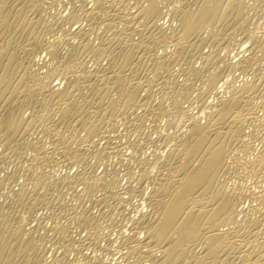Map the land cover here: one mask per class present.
<instances>
[{
    "label": "bare ground",
    "instance_id": "bare-ground-1",
    "mask_svg": "<svg viewBox=\"0 0 264 264\" xmlns=\"http://www.w3.org/2000/svg\"><path fill=\"white\" fill-rule=\"evenodd\" d=\"M56 1L58 2L67 1L68 3L66 2V5L69 4V2L72 3L71 4L72 6H70L71 10L69 11V14L68 13H67L68 15L65 14L67 17L66 19H68V21L66 22L67 24L68 22L69 24L71 23L69 19L72 20V19H78L79 17H83L86 19V21L88 20L87 21L88 25L85 27L84 25L80 26L79 23H77L78 26L72 28L74 23H71L73 25H69L67 27L65 23V26L64 25L62 26L61 19L63 18L64 21L65 16L62 17L64 13L63 14L61 13L62 16L61 15L60 16L62 18L60 20H56V19L47 20L45 18L46 17L45 13H47L46 9H49L48 6L50 4L53 6V3L55 4ZM78 1L79 3H76L77 0H0V167H2L1 166L2 162H4V159H6V157H9V155L13 156L14 159L17 158L18 160L21 159L20 157L22 155V152L24 154L25 151L24 148L28 146V145L26 146V140H24L25 139L24 135L27 134L26 132L31 133L30 129H32L35 124H39L41 122L44 123L43 124L44 130L41 131H44L47 134L46 136H48L47 139L48 141L46 140L47 144L49 143L48 148H50L48 151L52 150L54 153V150H56L59 153L60 156L58 154H55V156L58 155L60 157V159L58 158L59 159L58 162L64 160L65 163H68L69 160L70 162L73 161V163L69 162L70 164L78 163L82 165L83 163L85 164L86 160L88 164L89 159L87 158L90 155L98 156V158H95L97 160L99 159L101 160L99 156L105 157L108 153H110V155L109 154L108 155L111 156V152H106V149L111 150V148H113L114 150L115 147L113 145L115 144L113 143L117 142L116 141L117 139L114 140V142L111 140L113 144V145H110L111 143L109 144L110 146H112L111 148L108 145H107L108 147L105 146L104 148L103 147L99 148L97 147L99 145L91 143L92 146L96 145V148H98L95 149L94 147L95 150H93L92 152L89 151V148L92 149L91 145L87 149V148H83L82 144L90 143L87 142L86 138L90 140L92 137H94V135L95 136L97 135L99 137L98 135L99 133L103 134L105 130L108 129L110 130L112 128L114 129L115 128L114 125L116 124L115 122L119 121L118 119L119 117L117 116L120 115V117L122 116L123 119L127 118V113L130 108L133 109L136 106L135 109H137L140 105L143 104L150 105V101L148 99L150 98L149 96H152L151 95L152 92L150 93L149 91L151 85H153V82H156V85L157 83L159 84V87L157 86L158 90L156 89L157 90L156 92H159L160 94L158 93L157 94L161 96L160 99L158 100L161 101L157 103V106L154 105L155 110L152 107V103L150 107H148L150 108L148 109V112L147 111L143 112L144 110H141L142 108L140 110L138 108V110L142 112H140V114L138 113V115L136 116L137 117L136 122L139 123L142 120L143 116H146L149 119L148 113H151L154 116L155 112H156L155 115H157V113L160 112L162 116L163 114L161 112H164L167 113L166 115L169 116L167 117V120H169L170 117H173L171 118L172 120H169L170 124L171 122L174 121V117L178 118V121L175 120V122L177 121L176 124L174 123V125L176 126L172 125L174 130L176 129L174 127L179 126V124H181L183 121H184L183 123L189 122V125L188 126L186 125L187 127L185 130L184 128H182V131L184 130L183 132L182 131L181 133L177 132L178 134L179 133L180 134L179 135L175 134L177 135L175 138H172V136L175 135H170L171 138L173 139L172 141L173 145L171 144L172 147L169 150H167L168 153L166 157L164 158L162 157L163 159H160L161 162L162 161L164 162L165 159L167 164V166L165 165L166 171L163 172V170L161 171L158 169V171L159 172L161 171L162 173L157 172L158 173L157 177L154 175V173L152 174L155 176V177L153 176L155 179L153 178L154 181L153 180H152L153 182L151 181L153 184H151L150 182V184L152 185V189L148 195L145 194L147 190L146 191H144L145 189L143 190L144 188L143 183H141L142 184L141 189L144 191V192L142 191L144 194L142 196L143 199L141 198L140 199L141 201L143 200L142 203L145 202V204L148 205L147 206L148 208L146 207L145 209L146 211L145 210L143 211V209H141L142 212H140L139 215L138 212L136 214L138 215L136 218H134L135 217L134 215L131 216L129 214L130 212H127V214L126 212H124L126 214L125 218L126 217L129 218V216H127L128 214L133 218L131 219L132 221L128 219V222L129 221L131 222L130 225L131 233L129 232L130 235L128 234L127 236H121L123 233L120 235L121 240L120 239L119 240L126 249L121 257L123 256L125 257L127 264H147V263L149 264H264V138H263L264 131L261 134L260 132L262 130L260 131L256 130L258 124L260 125V123H257L259 122L260 114L256 113L258 116H255L256 115L255 109L258 108V107L255 108L256 106L261 107L260 109L261 112L263 109V115L261 114V117L264 116V81H263L264 79H262L264 77V72L262 70L264 69L260 70L259 68L260 62L264 60V29H262L261 31L260 30L262 28L261 27L259 30H257L260 31L258 35L251 34V32H253L251 30L250 33L248 34H251L252 36L251 35L248 36L247 31L249 32V30L252 29L251 26L252 23L248 24L251 27L245 24L246 19L249 17V15H247L248 17L245 15L247 12L246 9L250 7L251 10H254V8L256 9V7H254L252 3L251 4L253 6H251L250 3L246 4L248 0H246L247 2H244L245 0H92L93 3L90 6L87 5L88 3L87 0H86L87 2L85 0H78ZM164 1L165 3L168 2L172 3L171 6L169 5V7L168 6L167 7L169 8V14L171 15L170 18H173L176 21L175 24L174 22L171 24L174 25L171 27L170 31L169 30L166 31V29L162 27L165 26L164 22L159 23V21L162 20L157 21L159 15L163 13L162 12L163 9L161 8L164 7L165 5L162 4L164 3ZM254 1L250 0V2H254ZM85 2L87 6L85 5ZM260 2L264 3V0L262 1L260 0ZM260 2L258 3V5L261 4ZM130 4H134L132 6L133 8L135 7L133 11L130 9L131 6ZM51 5L50 7H52ZM247 5L250 6L247 7ZM51 9L53 8H50L49 10ZM248 11L251 12L250 9ZM51 14L49 15L50 17L52 16ZM54 15L55 14L53 12V16ZM253 15L255 16L256 14ZM165 18H163L164 21ZM135 19H137L136 21L138 22L140 21L139 22L140 24H138V22L137 23L134 22L136 23L134 25L138 24V27L140 25L139 28L133 26V21ZM247 22H249V20ZM98 23L101 24V26L103 25L102 28H104L105 31L104 32L101 31L102 33H100L98 36L99 37V40H97L98 42L93 43L89 39L90 35L88 36V34H91L92 33L91 31H94L92 30V28L95 27L94 25ZM161 23H163V25ZM263 23L262 25L261 24L260 25L264 26ZM168 24L167 27L169 28ZM55 25H56V29L59 25V29L61 30L59 34L57 33L58 35L56 37L54 31L58 32V29L56 30L54 28ZM96 26L100 27L99 25ZM245 26L246 29L247 27L248 28L250 27L246 32H244L246 33V35L242 32V30L245 29ZM53 29L55 30L53 31ZM49 30L52 31L50 35L54 34V37L50 35H49L50 37L49 36L47 37V35L50 33ZM240 31L241 33H239ZM136 33L137 36L139 34L138 37L134 35ZM237 33H239V36L242 33L243 35L247 36V37L244 36V39L245 38L246 39L243 42H246V44L248 43V46L245 43H243L246 45L244 46L241 42H240L241 46L240 45L239 46L245 47L244 50L246 49V47H248L246 51L249 50L250 52L248 51L249 54L247 53L246 54L247 56L246 55L242 56L243 54L240 52L241 50H239L236 53L238 54L241 53L242 55L240 58H238V60L235 59V62L233 63L234 58L231 61L232 57L231 58L229 57L231 62H228L227 61L228 59L225 61L223 59L225 56L230 55V54L226 55V53L229 51L228 49H230L231 47L229 46V48H227L228 46L225 45L224 44L225 42L223 43V41L229 38H234V36L237 37L236 35ZM133 35L134 37L136 36L137 38H134ZM75 37H79V38H77V41L74 40L73 42L72 38ZM157 42L158 45L160 46L164 44L162 47L164 48L162 50V53H160L159 51L160 48L159 50H157L159 51V53L156 52L154 48V45ZM169 43L170 45L171 44L173 45L172 49H168L166 47V44ZM204 43L206 47L207 45L209 47H212L211 51H207V50L204 51L205 48L203 47ZM222 43L224 44L223 46L227 48L225 50H228L225 53H223L225 50L221 46ZM219 45L222 48V52L220 51V53H223L225 55V56L223 55L224 57L222 56V54H218L219 52L215 53L214 51L215 49H217L216 48L217 46L219 49ZM63 46H66L65 53H62ZM201 46L203 47V51L201 50L202 49ZM207 49L210 50L209 48ZM218 49L216 51H218ZM42 50H44V52H46L45 54L48 55L47 56L48 62H46L47 66H45V63H43L45 66L44 70L43 69L39 70L40 68L38 64L41 61L40 60L41 58L39 59V57L37 56L38 57L37 59H39L40 61H38V64H36L37 62L36 55H40V52ZM196 52L197 53L201 52L199 56L202 57L201 59H203V61L200 59H198L199 61L198 60L197 61L201 63L203 62V65L205 67L206 66L212 67V65L214 64V68L212 70H209L208 74L206 75L207 78L204 76V74H201L204 69L207 70L206 69L207 67L204 68L203 70L201 69L202 71L198 73L199 70L197 67L200 66L199 65L197 66L196 64L193 63L195 62L193 61L195 59L193 58L195 57L193 55ZM228 53H230V51ZM238 54L235 56H238ZM89 56H91L93 58L92 60L95 61L94 67L93 65L89 67L87 65V61L91 62V60H89L90 58ZM192 58H193L192 60L193 62L191 63ZM226 58L227 57H225V59ZM102 59H106L105 63L102 62ZM221 60L224 61L222 63L223 65L219 64L221 63L220 62ZM35 64L38 65L37 68ZM175 64H181L184 67L180 68L181 67L180 65L175 66ZM143 65H145V67H143ZM230 65L232 66L236 65L238 66V69L240 68L239 69L240 72L241 70L242 73L244 72V74L242 75V79L246 74L245 73L246 71L243 70H245L246 68L248 71L251 68L253 69L254 77H252V79L250 77L251 80L249 79V81H244L245 79L242 80V82L244 83H242L240 81L241 79L238 78V80L242 84L235 86V84H232V82H234V80L236 79H233V81L231 80L232 77L235 76L231 75L232 77L228 79V76H230L229 73L233 74L234 72V74L238 75L235 78L240 77V73L238 72L235 73L236 68L234 71L232 69L233 67ZM216 66H219L220 69L227 67L224 70L232 69L231 71L233 72L230 71L229 73L227 72V74L229 75L225 77L226 78L225 83H227V86H229L228 89H226L228 91V94L225 92L227 95L226 94L224 95L223 92L222 95L220 94L221 92L220 93L217 92L218 97H216V101H213V99L210 98L213 101V103L211 102L212 104H208L207 103L208 100L206 99L207 101L206 105L208 106V108L209 107L211 108L209 110L207 106L205 105L203 106L204 103H202L205 102V98L207 97L206 93H208V98L210 96L208 92L210 90H208L209 89L208 87L211 86L213 88L214 86H216L215 83L217 80H219L217 79L218 75L220 76L222 74L224 77L225 76L224 74H226V73H221L223 71H220L219 67L216 68ZM229 66L232 68H230ZM175 67H178L177 68L178 71L184 75V80H182L181 77L180 78L178 77L180 81L177 80L176 73L179 74V72L177 71V69L175 70ZM248 67H250V69H248ZM145 68L148 69V71L151 68L150 69L151 71L148 73L143 72V75H141L140 73L142 71L141 69L146 70ZM251 72L249 73L247 72V73L250 74ZM199 74L203 75L202 76L204 77V79L202 78L203 81L207 79L205 85H207L208 87H206L207 89L204 87L201 88V89L203 88L206 89L203 90L204 92L207 91L206 93L202 92V90L201 91L199 90L200 93L194 90V93L196 91L197 92L196 94H198L196 96V94H193L190 88L192 86L191 83H193L191 82V80L194 81L196 78L195 79L194 78L191 79V78L195 76L198 77ZM250 75L253 76L252 74ZM57 79L60 80L57 81ZM61 80L63 81L62 85H60V82H62ZM221 80L223 79H220V81ZM227 80H230L229 82H231V85L228 84ZM198 81L201 82V80ZM195 83L197 84V81ZM220 87L219 89H222ZM142 89H144L145 92H143ZM140 91L144 93L143 96H141ZM190 91L192 92L193 95L199 98V100H203L204 98V101L201 102L197 101L198 104L200 103L202 104H201V108L198 107L200 108L199 109L200 113L198 112L196 114L197 116L198 114H201L202 106L203 109L206 107L207 108V109L205 108L206 111L202 110V113L204 112L203 116L206 114V117L204 116V119L206 118L205 120L204 119L199 120L202 117V114L201 117L199 115L200 117L199 119H196L197 117L193 114L189 115L190 118L187 117L188 113H186L185 111L186 110L185 108L187 107H184L183 103L185 104V101L189 103L190 101L189 104L190 107H192V103H191L192 99L190 100L189 98L191 95ZM203 93L205 97H202ZM157 94L154 96H157ZM193 95H191V97ZM255 97L256 98L258 97L257 99L258 101L256 100L258 104L257 103L255 104L254 102ZM154 98L156 99V97H153V99ZM168 98H171L170 99L171 102L169 104H166L167 102L165 101L166 100L168 101L169 100ZM213 98L215 99L214 96ZM194 102L196 101L194 100ZM29 104H32L34 106L35 108L34 113L32 112L33 113L32 116L30 114L28 118H25L23 116L25 114L22 112L25 111V109L22 110V108L24 107V105H29ZM29 108H32L31 111L33 110V107H29ZM143 109L146 110V106ZM126 110L127 113H125ZM207 110H209V112H207ZM135 111L134 113H136ZM192 112H193L192 110L191 112L189 110V113ZM55 114L56 117L53 116ZM156 117L157 116H155V118L153 119H156ZM186 117L189 119V121ZM185 118L187 119L186 122H185ZM130 119L132 120L131 117ZM263 119L262 122H264ZM202 120L204 122H201ZM72 121H74V123H72ZM179 121H181V123ZM113 122L114 125L112 127L110 125ZM121 122H126V119ZM246 122L251 123L253 125L257 124L256 128L251 127L253 130L251 128L249 129L252 130V134L254 135V137L252 136L251 133L250 134L254 139H256L257 131L258 134H261L260 136H262L263 138L260 140L261 141L260 147L257 150L254 149L255 148L254 144L252 145L251 143L250 134L248 136H245L246 134H244L251 131L242 130L243 129L242 127H244L243 124L245 123L246 125L247 124ZM130 123L132 124L131 126H133V123L131 121ZM137 123H135V126H137L136 125ZM168 123L166 122L164 123L165 125H163V127L166 126V128L164 127L166 130L171 126V125L169 126ZM39 125L38 127H40ZM141 125L143 126V124ZM79 126L82 128V131L84 130L83 131L84 132L83 134H85L84 137H78L77 130H79L80 132L81 129L79 128ZM138 126H140V124H138ZM155 126H159V125H155ZM181 126L179 127L181 128ZM122 127L123 129H125L124 126ZM130 127L126 128V130L128 129V135L130 132L129 130ZM163 127L161 128L163 129ZM258 127L261 129L260 126ZM155 128L157 132L158 129H160V128L157 129V127ZM123 129L122 131L124 132ZM138 129L136 134H139ZM254 129L256 130V132L254 131ZM178 130L176 129V131ZM39 131L40 130H38V132ZM176 131L173 132L176 133ZM160 132L161 131L159 130V133ZM163 132H167V131L164 130L161 132V134L159 133H158L159 135L156 134L157 137L154 136L156 138H158L159 136V140H161V143H165L162 142V140L165 141L168 134H173L172 132L170 133L169 130H168L169 133L167 132V134ZM125 133H127V131H125ZM144 133L146 132H141V134ZM79 134L82 135V133ZM108 134L105 135L112 136ZM132 134L135 133L133 132ZM136 134L135 136L137 137ZM35 135L33 133L34 136L33 139L35 140L31 138L33 140L32 142L29 143L27 141V143L30 144V147L28 146L29 147L28 151L31 149L30 155L27 156L28 153L27 155L24 154L26 159L20 162V164L21 163L24 164L23 163L24 161L26 162L23 165L24 171L22 172L25 177V180H23L24 181L23 183L20 182L21 185L17 191L14 188V197L12 196L13 197L12 199H14L13 204H15L16 206L18 205L22 206V209H24L27 212V214L28 213L31 214V216H32L33 208L39 205V203H40L39 206H42L41 203L47 204L44 205L43 207L50 210V208H53V206H50L49 208L48 204L50 203H46V202L54 201L55 204L54 203L53 204L55 206L54 208L55 210L54 211L52 210L53 214L50 212V215L52 214L51 217L52 216L57 217L59 216L60 213L66 212V210L70 208L68 209L69 211L66 212L68 214V215L66 214L67 216L63 213L66 216V218L67 217L68 219L74 218L72 219L73 222H75L74 221L75 218H78L81 220L82 223L84 222V225L86 224L88 228V232H87L89 237V239H87L88 243L90 239L92 242L96 241L98 236L101 235L99 232L102 231L103 234V230L100 231L99 229L100 226L98 225L97 222L98 219L96 221L95 218L90 214V209L82 205V203L84 202L83 200H85V198L87 197V200L89 201L88 198L94 197L92 196L93 191L94 190L97 191L98 189H101L102 195L99 198L100 203H98V205H101L102 203L103 204L102 207L106 206V209L110 210V213L112 215L113 213H115V211L120 209L121 211H127L122 209V208H127L126 206L123 207V205L125 202L128 203L129 200L127 198L128 196H126L128 200H125L126 198H123V195H126L124 194V189H126L127 187L122 190L123 192L121 191L123 193V195L121 196L119 195L120 192H117V187H116L118 186L117 179L119 180V177L116 178L115 173L116 171L120 172V170H115V172H113L114 171L113 169V171L110 170L111 172L110 171L108 172L105 171L104 169L102 172L96 174L93 172L94 168L93 167L91 168L92 163L89 161V163H91L89 167L86 164L87 166L83 165V168L80 170L78 169L79 172L77 171L78 173L76 177H78L80 183H82V189L79 190L77 189L79 184L78 183L76 187L77 190L71 194L72 199L75 202L73 203L71 202L72 204L70 203L69 206H68L69 203H67V205H64L61 203L63 201H61L62 196L60 195L63 194L62 191L64 190V188L66 189L67 187H70L71 184L75 183L72 181L73 175H71L70 177L69 175L70 172H69L67 173V175L64 174L65 177H63L64 176L63 174L62 177L61 175L58 177L57 175L53 176L55 175L54 172L52 171L53 173L52 174L50 172L51 170L48 169L47 167L49 166L50 168L51 166L53 167V169H57L59 167L58 165H60L61 162H59L60 164L59 163L57 164V161L52 159L51 155L53 153L50 155V152L48 154L47 150L43 148L45 146L44 141L47 137L45 138L43 136L44 144H40L42 143L41 139L43 140V137L41 138V136L38 135L41 138L39 143V139L38 138L36 139ZM117 135H120V132L119 134L118 133L116 134V137ZM146 135L147 133L144 134V137L147 138L148 135L147 136ZM102 136L104 137V135ZM107 136L106 138L108 139ZM124 136L125 139L128 138L130 141V138L127 137L126 134ZM124 136L122 137L124 138ZM135 136H133V138ZM125 139H121V141ZM259 139L257 142H260ZM85 140L86 142H84ZM98 140L100 141V139L97 138V141ZM135 140H137V138ZM135 140H133L134 142L133 141L130 142L131 144L127 141L130 144V147H132L131 149L133 151L136 150L137 147L140 145L139 142L140 143L143 142L142 140H140L139 142ZM123 142L124 141H122V143ZM147 142L148 141H146V144ZM168 142L170 143L171 140H168ZM106 143L104 142L103 146ZM156 143L157 140L155 141L154 144ZM158 144L156 145L158 146ZM123 145L126 146L125 143H123L122 146ZM142 145L144 144L142 143ZM167 145H163V146L166 147ZM85 146L88 147L87 145ZM125 146L123 148L126 149L127 146L126 147ZM170 146L168 145L167 147ZM119 147H117L118 150ZM257 147L258 146H256V148ZM123 148L121 147L120 149L122 150ZM153 148L152 151L155 150V148L154 149ZM166 148L164 149L166 150ZM230 148H232L233 150L237 148V150H239V153L236 154V156H234V154L236 153L234 151L237 150L234 151L232 150L234 152V154H232L234 157L231 156L232 160L230 158L228 159L230 163L231 162L232 164L238 163L239 164L238 166H241L242 171L245 174H248L250 178H252L251 180L253 181V183H250L247 188L246 186L244 188H242V186H239L241 185V182L239 183V185L237 183L228 185L227 184L228 182H226V178L229 180L228 177H230V175L233 176L234 173L233 175L231 173L235 172V171L231 172L230 169L228 170L229 161L226 160L227 158L226 156L229 155L228 153L230 152L229 151ZM125 149H123V151L119 150L118 151L119 154L120 151L124 152L127 150ZM158 149L156 148V150ZM138 150L140 151V153L138 152L139 156L137 155L136 157L135 156L136 154L135 155L133 154V156L127 157L128 159H130L129 162L131 161L132 157L134 156L136 157L135 163L137 162V165L139 166L138 167L136 165L139 168L137 169L139 170L138 173H136L135 169L134 172L129 167V169L127 168L128 170H125L128 176L124 174L125 172H123V174L126 175V178H129L128 180L131 179L136 180L134 182L144 180L145 177H146L145 181H148L147 177L148 179L150 176L152 177L151 173L154 172L153 171L154 169L151 171L149 164L151 163L152 165V162L160 158L159 156L160 153L158 154V152H160L161 150L157 152L153 151V153H156V156L158 154V158L150 152L152 154V157L153 156L156 157L153 159H151L152 157L150 153L148 154V156L151 158L148 159L147 156H146L147 158L144 157V155H146L144 154L146 152L143 153L145 149L143 150L142 148L143 150L142 151L141 148L140 149L138 148ZM165 150L162 151L165 152ZM115 151L117 150H114V153H116ZM119 154L118 156H123ZM128 154L129 153L127 152L126 155ZM121 158L122 157H120V159ZM103 159L102 161H104ZM123 159H125V156H123ZM146 159L149 162L150 161L152 162L148 163ZM97 160H95V162H97ZM106 162H107V158H106ZM161 162L157 164L162 165L163 162L162 163ZM106 164L103 163L102 165H106ZM124 164H126V161ZM131 164H133V162ZM131 164H129V166ZM55 165H57L58 167H56ZM62 165L64 166V164ZM131 166L133 167L134 165ZM23 168L21 167L22 170ZM233 168L234 167L232 166V169ZM237 169H239V167H237ZM238 171L243 173L240 170ZM9 173L10 175L12 174L14 176V173L12 172ZM226 173H229L230 175L228 176V174ZM237 174L238 173H236V175ZM7 177H8V183L12 184V182H9L11 180L10 176L7 175ZM245 177H247V175H245ZM74 178H75V174H74ZM238 181H240V179ZM134 182H133V187L135 185ZM4 184L6 186L5 182ZM60 185L64 186L63 190L61 191L62 194L61 193L59 194L60 191L59 192H57L56 190L54 191L55 187L58 188ZM74 185L75 184H73V186H71L70 189H72ZM62 187L59 188L61 189ZM137 188L135 187V189ZM11 190L13 191V187L11 188ZM67 191L69 192V189ZM67 191L65 190L66 193H68ZM136 191L138 192V190ZM65 192L64 194H66ZM139 192L138 194H140ZM96 196L95 198H97L98 200V197ZM243 197H246V199L248 198V200L250 199V201H252V204H250L251 206H247V208L245 206L244 207L241 206L242 203L241 201L244 199ZM95 198L91 200H95ZM89 203L93 204V201ZM94 203L96 204L97 201L96 202L94 201ZM3 204L0 203V264H34L38 262V260H43L41 253H42V247L45 246V244L42 246V236H36L32 232L35 229L37 230L36 226H38V224L36 223L34 227L35 229L32 230L31 228L28 227L29 224L26 223L27 220L29 219L28 218L29 214L28 216L24 214L26 215L25 218L26 217L28 218V219L26 218L25 220V218L23 219V216L20 217V214L18 215V212L20 211L17 212L15 210V208L17 207L13 205L14 207L9 206L8 208L10 209L4 210L2 207ZM7 204L11 205L12 203L10 202ZM5 207L6 206H4V208ZM106 209L103 210V208H101L100 210L103 213L104 211L106 212L108 211ZM24 210L23 212L25 213ZM91 213H93L92 209H91ZM104 214L106 213L104 212ZM110 216H108L107 219L109 218L111 219ZM111 223H113V219ZM67 224L68 223L65 224L63 221L60 222L57 219L53 224V228H54L53 231H55V235L50 236L51 234L50 233L49 237H53L55 241L57 239L59 240L63 239L62 241H65V246L72 245L71 244L72 242L70 243L71 238L69 237L71 233H69V228ZM103 228L105 229V227ZM71 229L70 231H72ZM73 232L74 231H72V233ZM38 234H40V232H38ZM72 238L74 240V237ZM115 238L117 239V236ZM87 240L85 239V243L87 242ZM86 244L84 245L86 246ZM114 244H116L117 246V243ZM119 244L120 242L118 243V245ZM61 245L62 243L60 244V246ZM78 245L79 244H77L76 246ZM89 246L90 244L88 245V247ZM120 246L116 247V249L120 248ZM71 247H73V245ZM63 248L64 247H62L61 249L64 250ZM91 248H92V244H91ZM64 251L63 252L61 251V255L60 253L59 255L63 256L64 254L62 255V253H64ZM78 251L79 250H77V252ZM59 255L56 256L59 257ZM63 258L64 257H62V259ZM54 259L57 260V258ZM53 261L54 260H52V262L50 261L51 262L50 264H53ZM40 262L42 263V261ZM89 262L87 261V263ZM116 262L115 264H118Z\"/></svg>",
    "mask_w": 264,
    "mask_h": 264
},
{
    "label": "rangeland",
    "instance_id": "rangeland-1",
    "mask_svg": "<svg viewBox=\"0 0 264 264\" xmlns=\"http://www.w3.org/2000/svg\"><path fill=\"white\" fill-rule=\"evenodd\" d=\"M85 1H86V0H85ZM87 1H88L87 5H89V6L92 5V3H93L92 0H87ZM87 1H86V2H87ZM252 1H254V0H252ZM257 1H258V0H255L254 2H250V0H248V2H247L246 0L244 1V2H247L246 4L250 3L251 6L254 5V7H256V9L253 7L254 10H251L250 7H249L248 9L245 8V9L247 10V12L249 13V14H248V13L246 12V14H245L246 16L249 15V17L247 16L248 18L246 19V23H245V24H246L247 26H250V25H248V24H251V23H252V24H251L252 29H250L249 32H248L247 30H248L251 26H250L249 28L247 27V29H246V26H245V29L242 30V32L244 33V32L247 31V35H248V36H250L251 34H254V35L256 34V35H258V34L260 33V31H257V30H259L261 27H262V28L260 29L261 31H262V29H264V26H261L262 23L264 22V21H263V20H264V19H263V18H264V8H263V7H264V3L262 2V3H263V4H262V3L260 2V0H259L258 3L260 2L261 4L258 5ZM261 1H262V0H261ZM64 2H65V3H64ZM66 2H67V1H59V2L56 1L55 4L53 3V6L50 4L52 7H50V5H49V6H48L49 9H50V8H53V9H51V10L46 9V12H47V13H45V16H46L45 18H46L47 20H51V19H53V20H54V19H56V20H60L62 17L65 16V17H64V21H63V18L61 19V24H62V26H63V25L65 26V23L68 21V19H66V18H67L66 15L69 14V11L71 10L70 6H72V5H71V4H72L71 2H69V4H67V5H66ZM86 2H85V5H86ZM255 2L257 3V5H256ZM67 3H68V2H67ZM76 3H79V1L77 0ZM169 3H170V2L165 3V1H164V3H162L163 5L165 4L164 7L161 8V9H163L164 11L162 10L163 13H161V14L159 15V18L157 19V21L162 20V21H159V23H160V22H164V23H165L164 25H165L166 27H165V26H162V27L165 28L166 31H168V30L170 31V30H171V27H172V26L175 24V22H176L173 18H170L171 15L169 14V8H168V7H169V5L171 6L172 3H170V4H169ZM251 3H252L253 5H252ZM57 4H58V5H57ZM167 4H168V5H167ZM65 5H66L67 7H66ZM68 5H69V7H68ZM87 5H86V6H87ZM130 5H131V6H130V9L133 11V10L135 9V7H134V8L132 7L134 4H130ZM163 5H162V6H163ZM250 5H247V7L250 6ZM255 5H256V6H255ZM63 6H64V7H63ZM167 6H168V7H167ZM262 6H263V7H262ZM56 7H57V8H56ZM131 7H132V8H131ZM261 8H262V9H261ZM249 9H250L251 12L248 11ZM257 9H258V10H257ZM259 9H260V10H259ZM62 10H63V11H62ZM246 10H245V11H246ZM167 11H168V12H167ZM262 11H263V12H262ZM53 12H54V14L57 15V16H60V15L62 16V14H63V13H64V14H63L62 17H61V16H60V17H57V16H55V15L53 16ZM259 12H260V13H259ZM51 13H52V14H51ZM61 13H62V14H61ZM67 13H68V14H67ZM165 13H167V14H165ZM250 13H251L252 15H251ZM50 14L52 15L51 17L49 16ZM65 14H66V15H65ZM163 14H164V16H163ZM253 14H256V15H255L256 17H255ZM262 14H263V15H262ZM161 15H162V16H161ZM166 15H167V16H166ZM48 16H49L50 18H49ZM252 16H253L254 18H253ZM259 16H260V17H259ZM47 17H48V18H47ZM165 17H166V18H165ZM167 17H168L170 20H169ZM160 18H161V19H160ZM163 18H165V21H164ZM251 18H252V20H251ZM65 19H66V20H65ZM78 19H80V20H78ZM78 19H72V20L69 19V21H70L71 23H74V25L71 24V23L69 24V22H68V24L66 23V27L69 26V25H73V27H72V26H71V27L74 28L75 26H78L77 23H79L80 26H81V25H84L85 27L88 25V24H87V21H88V20L86 21L85 18H83V17H79ZM81 19H82V20H81ZM166 19H167V20H166ZM171 19H172V21H171ZM253 19H254L255 21H254ZM262 19H263V20H262ZM47 20H46V21H47ZM136 20H137V19H135V20L133 21V26L138 27V24H140V23H139L140 21L138 22V21H136ZM248 20H249V22H247ZM62 21H63V22H62ZM257 21H258V22H257ZM81 22H82V23H81ZM134 22H136V23L138 22V24H137V25H134V24H136V23H134ZM168 22H169V24H168ZM173 22H174V24L171 25ZM43 23H45V22H43ZM46 23H47V22H46ZM157 23H158V22H157ZM253 23H254V24H253ZM161 24L163 25V23H161ZM161 24H159V25H161ZM167 24L169 25V28L167 27ZM255 24H256V25H255ZM260 24H261V25H260ZM96 25H99L100 27H97ZM96 25H94L95 27L92 28V30H94V31H91V32H92L91 34H92L93 37L91 36V34H88V36L90 35L89 39H90L93 43H97V42H98L97 40H99V37H98L99 34L105 31L104 28H102L103 25L101 26V24H99V23L96 24ZM263 25H264V23H263ZM253 26H254V27H253ZM255 26H257L258 28L255 27ZM139 27H140V25H139ZM139 27H138V28H139ZM54 28L56 29V25H55ZM97 28H98V29H97ZM101 28H102L103 30H102ZM134 28H135V27H134ZM167 28H168V29H167ZM55 29H53V31H54ZM57 29H58V32H57V31H54V32H55V37L61 32V30L59 29V25H58ZM57 29H56V30H57ZM99 29H100V30H99ZM95 30H96V31H95ZM97 30H98V31H97ZM227 30H229V29H227ZM251 30H252L254 33L251 32V34H248V33H250ZM254 30H255V31H254ZM49 31H50V30H49ZM49 31H48V32H49ZM99 31H100V32H99ZM101 31H102V32H101ZM51 32H52V31H50V33L47 35V37L51 34ZM106 32H107V31H106ZM108 32H109V31H108ZM257 32H258V33H257ZM57 33H58V34H57ZM89 33H90V32H89ZM95 33H96V34H95ZM239 33H241V31H240ZM239 33L236 34L238 38H237L236 36H234V38L236 37L237 39H239V40H237V39L235 38L236 41L239 42V43H237V42L235 41L234 38H229L230 40H229V39H226L225 41H223V43L225 42L224 44L228 46L227 48H229V46L231 47L230 49H228V50L230 51V53H228V52H229L228 50H225V49H227V48H226L225 46H223L224 44H223V43L221 44V46H222V47L224 48V50H225L223 53H225V52L228 51V52L226 53V55H227V54H230V55L225 56L223 53H220V51L222 52V48H221L220 45H219V49H218V46L216 47V48L218 49V51H216L217 49L214 48V49H215V50H214L215 53H218V52H219L218 54H222V56L224 55L225 57H227V58L225 59V57L223 56V57H224V59L222 58L223 60L226 61V60L228 59L227 61H228V62H231L232 59L234 58V59H233V63H234V62H235V59L238 60V58H240L242 54H243L242 56H244V55H246V54L248 53L249 50L246 51V49H248V47H246L245 50H244L245 47H243V46L240 47V46H241V45H240L241 43H242V44H243V43L246 44V42H243V41L246 39V38L244 39V36L246 35V33H244L245 35H243V33H242V34H240V36H239ZM108 34H109V33H108ZM134 35L137 36V33L134 34ZM134 35H133V37H134ZM242 35H243V37H242ZM50 36H53V37H54V34H53V35H50ZM50 36H49V37H50ZM136 36H135L134 38H137V37L139 36V34H138L137 37H136ZM251 36H252V35H251ZM94 37H95V38H94ZM239 37H241V38H239ZM245 37H247V36H245ZM51 38H52V37H51ZM51 38H49V39H51ZM77 38H79V37L72 38V41H73V42H74V40L77 41ZM91 38H92V39H91ZM240 39H241V40H240ZM242 39H243V40H242ZM94 40H95V42H94ZM231 40H232V41H231ZM76 41H75V42H76ZM229 41H230V42H229ZM233 41H234V42H233ZM240 42H241V43H240ZM233 43H234V45H233ZM236 43H237V44H236ZM156 44H157V45H156ZM245 44H243V45H244V46H246V45L248 46V43H247L246 45H245ZM163 45H164V44H163ZM163 45L160 46V45H158V42L155 43L154 48H155L156 52L159 53V51H160V53H162V50L164 49V48H162ZM167 45H168V46H167ZM169 45H170V43H169V44H166V47H167L168 49H172V48H173V45H172V44H171L172 46H171V45L169 46ZM236 45H237V46H236ZM239 45H240V46H239ZM155 46H156V47H155ZM157 46H158V49H157ZM238 46H239V48H238ZM201 47H202V46H201ZM203 47H205V48H204V51H206V50H207V51H211V48H212V47H209L208 45H207V47H206V46H205V43L203 44ZM203 47H202V49H201L202 51H203ZM159 48H160V50H159ZM161 48H162V49H161ZM207 48H209L210 50H208ZM220 48H221V49H220ZM232 48H233V49H232ZM64 49H65V50H64ZM157 50H159V51H157ZM232 50H233V51H232ZM239 50H241L240 52H241L242 54H241L240 52H239L240 54L236 53V52H238ZM242 50H243V51H242ZM42 51H43V53H42ZM42 51L40 52V55L42 54L41 57H40V55H36V59H37L38 57H39V59L41 58V59H40L41 61H40L39 59L36 60V61H37L36 64H38V61H40L39 64H38V65H39V68H40V69L38 68L39 70H42V69L44 70V69H45V66H47L46 62H48V57H47L48 55L45 54L46 52H44V50H42ZM65 51H66V46H63L62 53H65ZM231 51H232V52H231ZM197 52H198V51H197ZM197 52L193 55V56H195V57H193V58H195V59L193 60V58H192V59H191V63H192L193 61H195V62H193L194 64H196L197 66L199 65L200 67H202V68L197 67L198 70H199L198 73H200L204 68L207 67V68H206L207 70L204 69L203 72L201 73V74H204V76L207 78L206 75L208 74L209 70H212V69L214 68V64L212 65V67H208V66L205 67V66L203 65V62H202V63H201V62H198V61H199L198 59H200V60H202V61H203V59H201L202 57L199 56V55L201 54V52H200V53H197ZM249 52H250V51H249ZM192 54H193V53H192ZM237 54H238V56H235V55H237ZM248 54H249V53H248ZM197 55H198V58H197ZM239 55H240V56H239ZM37 56H38V57H37ZM218 56H219V55H218ZM246 56H247V55H246ZM89 57L91 58V59L89 58V60H91V62H88V61H87V65H88V67H89V66H92V65H93V67H94V66H95V63H94V62H95V61L92 60L93 58H92L91 56H89ZM229 57H230V58L232 57V58H231V61H230V58H229ZM196 58H197V59H196ZM42 59H44L45 61L42 60ZM87 60H88V59H87ZM103 60H104V61H103ZM192 60H193V61H192ZM197 60H198V61H197ZM223 60L220 61V62H221V63H219L220 65L224 62ZM43 61H44V62H43ZM105 61H106V59H102V62L105 63ZM196 62H197V63H196ZM218 62H219V61H218ZM218 62H217V63H218ZM43 63H45V66H44ZM91 63H93V64H91ZM217 63H216V64H217ZM226 63H227V62H226ZM261 63H262V64H261ZM36 64H35V66H36V68H37L38 65H36ZM181 64H182V63H181ZM181 64H175V66H176V65H178V66L180 65V66H181L180 68L184 67V66L181 65ZM263 64H264V60H262V61L260 62V64H259V66H260V67H259L260 70L264 69V68H263V67H264ZM145 65H146V64H145ZM145 65H143V67H145ZM196 65H195V66H196ZM201 65H203L204 67L201 66ZM220 65H219V66H220ZM222 65H223V64H222ZM147 66H148V64H147ZM147 66H146V67H147ZM219 66H216V68L219 67ZM230 66H232V65H230ZM230 66H229V67H230ZM261 66H262V67H261ZM143 67H142V68H143ZM222 67H223V66H222ZM232 67H233V68H232ZM232 67H230V68H232L234 71H235V68H236L235 73H236V72L240 73V77L235 78V77L238 76V75L234 74V72L231 71L232 69H230V70H228V69H227V70H224V69L227 68V67H224V68H221V69H223V70H221L220 67H219L220 71H223V72H221V73H226V74H224L225 76L223 77V75L220 73V74L222 75V76H221V75H220V76L223 77V78H221V77L218 75L217 79H219V80L216 81V83H215L216 86H214L213 88H212L211 86L208 87L207 85H205V83L207 82V79H205V81H203L204 77H202L203 75H201V74H199L200 77H199V75H198V77L201 78V79H199L197 76L191 78V79H193V78L195 79V78H196V79H198V80H201V82L198 81V80H196V79H195L194 81L190 79L191 82L194 83V84L191 83L192 86L190 87V88H191V91L193 92V94H196V93H197L196 91H198V92L200 93L201 90H202V92H204L203 90H206V89H207L206 87H208V88H209L208 90H210V91H208V92H209V95H210L209 98H208V93H206L207 91L204 92V93H206V96H207V97L205 98V102H202V103H204L203 106H204V105L207 106V105H206L207 103H208V104H212L213 101H216V97H218L217 92H218V93L221 92L220 94H222V93L224 92V95H225L226 93L228 94V91H227L226 89H228L229 86H227V83H225V82H226V78H225V77H227L229 74H230V76H228V79H229L230 77H232V76H235V77H232V79H231L232 81H233V79H236V80H234V82H232V84H235V86L244 83V82H242V80H244V79H245L244 81H249L250 77H251V79H252V77H254L253 69H252V68L250 69V67H248V69H250L249 71L247 70V68H246L245 70H243V71H246V72H245L246 74L244 75V78H243V79H242V75L244 74V72L242 73V70H241V72H240V70H239L240 68L238 69V66H236V65H235V66L233 65ZM90 68H92V67H90ZM177 68H178V67H175V70H176ZM208 68H210V69H208ZM145 69H146V68H145ZM150 69H151V68H150ZM150 69H149V71H148V69H146V70L141 69V70H142V71L140 70V71H141V72H140L141 75H143V72H145V73L150 72V71H151ZM201 69H202V70H201ZM237 69H238V71H237ZM146 71H147V72H146ZM177 71H178V69H177ZM206 71H207V73H206ZM229 71H230V72H233L234 75H233L232 73H229ZM251 71H252V72H251ZM262 71L264 72V70H262ZM178 72H179V71H178ZM204 72H205V73H204ZM227 72H228L229 74H227ZM247 72H248V73L251 72L250 74H252L253 76H251V75L248 74ZM179 74H180V75H179ZM179 74L176 73V75H177V76H176L177 80L180 81V79H178V77H179V78L181 77V79L184 80V75H183L181 72H179ZM178 75H179V76H178ZM181 75H182V76H181ZM231 75H232V76H231ZM247 75H249V76H247ZM190 76H191V75H190ZM190 76H189V77H190ZM246 76H247V77H246ZM202 78H203V79H202ZM238 78L241 79L240 81H241L242 83H240V81L238 80ZM220 79H223V80L220 81ZM224 79H225V80H224ZM251 79H250V80H251ZM262 79H264V77H263ZM59 80H60V79H57V81H59ZM182 80H181V81H182ZM237 80H238L239 83L237 82ZM61 81H62V80H61ZM196 81H197V84L195 83ZM218 81H219V83H218ZM227 81H228V84L231 85V82H229L230 80H227ZM263 81H264V80H263ZM55 82H56V79H55ZM199 82H200V83H199ZM220 82H222L223 84L220 83ZM202 83H203L204 85H203ZM217 83H218V84H217ZM236 83H237V84H236ZM62 84H63V81L60 82V85H62ZM195 84H196V85H195ZM194 85H195V86H194ZM217 85H218V86H217ZM157 86L159 87V84L157 83V85H156V82H153V85H151L152 91H151V88H150V91H149L150 93L152 92V93H151L152 96H149L150 98H149L148 100L150 101V105H151V103H152V107H153L154 110H155L154 107L157 106V103H159V102L161 101V100H160V101L158 100V99H160L161 96L158 95V94H160L159 92H156V91L158 90V87H157ZM193 86H194L195 88H194ZM220 86H221V87H220ZM202 87H204V88H206V89H204V88L201 89ZM215 87H218V88H215ZM219 87L222 88L223 90L225 89L226 91H225V90L223 91L222 89H219ZM226 87H227V88H226ZM211 88H212V89H211ZM214 88H215V89H214ZM156 89H157V90H156ZM194 90H196L195 93H194ZM199 90H200V91H199ZM219 90H222V91H219ZM142 91L145 92L144 89H142ZM191 91H190V92H191ZM213 91H214V92H213ZM153 92H154V94H153ZM155 92H156V93H155ZM192 92H191V95H193ZM225 92H226V93H225ZM140 93H141V96H143L144 93H142L141 91H140ZM157 93H158V94H157ZM204 93H203V95H204ZM156 94H157V96H154V95H156ZM213 94H214V95H213ZM215 94H216V95H215ZM220 94H219V95H220ZM227 94H226V95H227ZM191 95H190L189 98H190V100L192 99V100H191L192 107H190V104H189L190 101L188 100L189 98L187 99V100L189 101V103H188L187 101H185V104L183 103L184 107H187V108H188V111H187V108H185V109H186V110H185L186 113H188V116H187V115H186V116L190 118L189 115H190V114H191V115L193 114V115H195V116L197 117L196 119H199V118L201 117V114H202V117H201L199 120L204 119V116L206 117V114L203 116V113H204V112L202 113V110H203V111H204V110L206 111V109L208 108V106H207V108L205 107L206 109H205V108L203 109V106H202L201 114H198V116H197V114H196V113H198V112L200 113L199 109L201 108V104H202V103L198 104V102H199V101H200V102H201V101H204V98H203V100H199V98L196 97L198 94H196V96H195V95L192 96V97L195 98V99H194V98L191 97ZM203 95H202V97H205V95H204V96H203ZM222 95H223V94H222ZM158 96H159V97H158ZM213 96L215 97V99L213 98ZM220 96H221V95H220ZM153 97H156L157 100H156L155 98L153 99ZM157 97H158V98H157ZM164 98H165V97H164ZM196 98H197V100H196ZM210 98H212L213 101H212V99H210ZM152 99H153L154 101H153ZM168 99H169L168 101H167L166 99H164V100H166L165 102H167L166 104H169V103L171 102V100H170L171 98H168ZM193 99H194L196 102H197V101H198V102H197V103L194 102ZM206 99L208 100V102L206 101ZM209 99H210V100H209ZM257 99H258V97H257V98L255 97V99H254L255 104H256V103L258 104V102H256ZM156 101H157V102H156ZM209 101H210V102H209ZM257 101H258V100H257ZM206 102H207V103H206ZM211 102H212V103H211ZM259 102H260V100H259ZM196 104H197L198 106H197ZM148 105H149V104H146V105L143 104V105H140L141 107H140L139 105H138L139 107H138V106H137V107L139 108V110L142 108L141 110H144L143 112H145V111L148 112V109H150V108H148V107H150V105H149V106H148ZM154 105H155V106H154ZM187 105H188L189 107H188ZM199 105H200V106H199ZM27 106H28V108H27ZM145 106H146V110L143 109ZM196 106H197V107H196ZM255 106H256V105H255ZM25 107H26V108H25ZM29 107H33V110L31 111L32 108H29ZM198 107H200V108H198ZM257 107L259 108L260 106H256L255 108H257ZM135 108H136V106H135L133 109H131V108L129 109V111H128L129 115H128V113H127V110H128V109L126 110V112H125V113H127V118H125V119H126V122H121V121H124L125 119H123L122 116L120 117V115H118L117 117H119V118H118L119 121H116V122L114 121L116 124L114 125V122H113V123H111V125H110V126H112V127H113V125H114V126H115L114 129L112 128V129L109 130L108 128H111V127H108V128H107L108 130H105V132H104L103 134H101V133L98 134L99 137H98L97 135H96V136L94 135L95 138L92 137L93 139H92V138L90 139L92 142H91L89 139L86 138L87 142H90V143H86V144L83 143V144H82V145H83V148H87V149H88L89 146L91 145L92 149L89 148V151H91V152H92L93 150H95V149H98V148H96V145H99V146H97V147H99V148H102V147L104 148V147L107 146V145L111 148L112 146H110V145H113V144L116 145V144H117L116 146L113 145V146L115 147L114 150H117V151H115L116 153H114L113 148H111V150L106 149V152H111V156H109L110 153H108L109 155L106 153V154H107V155H106L107 157H106V156H105V157H104V156H99V157L101 158V160H100V159H99V160L95 159V158H98V156H96V155H90V154H89L90 156H88V158H87V159H89V160H88V164H87V160H86L85 164L83 163L82 165H81V164H78V163H76V164H78V165H76L75 163H74V164H70V163H73V161L70 162L69 160H68V163H65L64 160H63L64 163H63V161H59V162H61V164H60V163L58 162V160L60 159V157H59V156H60L59 153H58L56 150H54V153H53L52 150H51V151H48V150L50 149V148H48L49 143L47 144L48 136H46L47 134H46L44 131H41V130H44V129H43V126H44L43 124H44V123H42V122H41V123H42V124H41V123H39V122L37 121V122H38L39 124H41V125H39V124H35V123H34V124H35L34 127H33L32 129H30L31 131L29 130L31 133L26 132L27 134L25 133L26 135H24V137H25L24 140H26V146L28 145L29 147H30V144H29V143L32 142L33 140H35V139H33V138H34L33 133H34V135L37 133V134L35 135V138H36V139H37V138L39 139V143H40V139H41L43 136H44L45 138L47 137V138L45 139V141H44V137H43V140L41 139V142H42V143H40V144H44L43 141L45 142V146H44L43 148L47 150V153H48V154H49V152H50V155H51L52 153L54 154V156H55V154H58V155H59V156L57 155V156H55V157L53 156V154L51 155V156H52V159H54L55 161H57V164H58V163L60 164V165H58L59 167H58L57 165H55L56 167H58L57 169H53V167H51V166H50V168H49V166L47 167L48 169L51 170V171L49 170L51 173H52V171L54 172L55 175H53V176H56V175H57V177H58V176L61 175V177H62V174H63V175H64V174L67 175V173H69V172H70V173H69L70 177H71V175H73V178H72L73 180H72V181L75 182V183H73V182H72V183L75 184V185H74V187H72V189H70V187L73 186V184H71L70 187L65 186V187H67L66 189L64 188L63 185H62L63 187H62L61 185L59 186V187H62L61 189H60L59 187L56 188L55 186H54L55 189L53 188L54 191H55V190H56L57 192L60 191L59 194H60V193L62 194V192H63V194L60 195V196H62V197H61V201H63V202H61V201H60V202H61L62 204H64V205H67V203H69V204H68V206H69L71 202H72V203L75 202V201H73V199H72V195H71V194H72L74 191H76L77 189H78V190H79V189H82V183H80V180L78 179V177H76V175H77V173L79 172V170L83 168V165H86V164H87L88 167H89V165H91V163H92L91 168H92V167L94 168V169H93V170H94L93 172L96 173V174L99 173V172H102L104 169H105V171H108V172H109L110 170L113 171V169H114L113 172H115V170H120V172H119V171H116V173H115V174H116V178L119 177V180L117 179V185H118L119 187L116 186V187H117V192H120L121 194L119 193V195L121 196V195H123V193H122L123 191H122V190H123L124 188L127 187L126 189H124V194H126V195H123V198H126V196H128L127 198H128L129 200H128L127 198L125 199V200H128V203L125 202L126 204L124 203L123 207L126 206L129 210H128L127 208H122L123 210H127V211H121V209H120V210H117L118 212L115 211V213H113V215H112V214L110 213V210L106 209V206H103V207H102V205H103L102 203H101V205H98V203H100L99 198H100V196L102 195V190H101V189H98V188H95V189H98V190H97V191L94 190V191L97 192V193L99 194V196H98L97 193H95V192L93 191V194H92V196H94L93 198H92V197L88 198V199H89V201H88V200H87V197H86V198L84 197L85 200H83L84 202L82 201V202H83L82 205L85 206L86 208H89V209H90V214L95 218V220L97 221V219H98L97 222H98V225L100 226V227H99L100 231L103 230V234H102V231L99 232L101 235L98 236V238L96 239V241L93 240L95 243L92 242L91 239L89 240V243H88V240H87V239H89V237H88V233H87V232H88V228H87L86 224L84 225V222L82 223L80 219L75 218L74 221H75L76 223L78 222V223L76 224V223L73 222V220H72V219H74V218H72V219H68V217L66 218V216L68 215L66 212H68V211H69L68 209H70V208H68V209L66 210V212H63L65 215L67 214L66 216H65L63 213H60L59 216H57V217L52 216V217H53V218H52L51 215L53 214V211L55 210V209H54V208H55V206H54V204H55L54 201H53V202H52V201L46 202V203H50V204H51V205L48 204V207H49V208H50V206H53V208H50L51 211H50L49 209L43 207L44 205H47V204H45V203H41L42 206H39V205H40V203H39V205H37V206H35V207L33 208V210H32V216H31V214L28 213L29 216H30V217H29L28 214H27V212H26L24 209H22V206H20V205L16 206L15 204H13L14 199H12V198L14 197V188H15V190L17 191V190L19 189L20 185H21L20 182L23 183V182H24L23 180H25V177H24V175H23L22 172L24 171L23 165H24L26 162L24 161V162H23L24 164H22V163L20 164V162H22L23 160L26 159V158H25V155H27V153H28L27 156L30 155V153H31L30 150H31V149L28 151V149H29L28 146L25 147L26 149L24 148V150H25V151H24V154H25V155H24L23 152H22V155H21V157H20L21 159H19V160H18V158H17V159H14L13 156L9 155V157H6L7 160L4 159V162H5L6 165L4 164V162H2V164H1L2 167H0V177H1L0 179H1V181H2V182L0 181V183H2V184H0V186H1V187H0L1 189H0V190H2V191H0V192H1V193H0V203L3 204V202H4L3 205L7 207V208H6V207L4 208V206L2 205L3 209H4V210H5V209H10V208H8L9 206H10V207H14V206L17 207V208H15V210H16L17 212L20 211V212H18V215L20 214V217L23 216V219H24L26 215L28 216L29 219L26 217V218L28 219L26 223L29 224V226H28V225H27V226H28L29 228H31L32 230L35 229L34 227H35V225H36V223H37L38 226H36V228H37L38 231L35 229V230H33L32 232H33L36 236H42V246L45 244V246H43V247H44V248L46 247L45 249L42 247V253H41V254H42V258H43V260H38V262H36V263H34V264H38V263H40V264H46V263H47V264H50V263L52 262V260H54V261H53V264H54V263H55V264H66V263H68V264H90V263H91V264H102V263H103V264H107V263H108V264H115L116 261H117L116 263H118V264H124V262H125V264H127L125 257H124V256L121 257V256L123 255V253L125 252L126 249H125L124 245H123V244L121 243V241H120V240H121V239H120V238H121L120 235H121L122 233H123V234H122L121 236H127L128 234L130 235V233H131V232H130V231H131V226H130V225H131V222H130V221H132L131 219L133 218V217H131V216L134 215V216H135L134 218H136V217L140 214V212H142L141 209H143V211H144V210L146 209V207L148 206V205L145 204V202L142 203L143 200L141 201V199H143V198H142V196H143V194H144L143 192L147 190V191L145 192V194H147V195L151 192V189H152V185H151V184H153L152 182H153L154 179H155L154 177H155V176H156V177L158 176V173H157V172H159L158 169L161 170V171L163 170V172L166 171V166H167L166 161H165V159H164V162L162 161V162H163V163H162L160 159H163L164 157H166V155H167V153H168L167 150H169V149L172 147V145H173V144H172V141H173L172 138H175L177 135H179V134L181 133V131H182V128H184V130H185L186 127L189 125V122H186L187 119H188V118L186 117V118H187V119L185 118V122H186V123H183V122H184V121H183V122H182L183 124H182L181 121H179V122L182 124V126H181V124H179V126H181V128H180L179 126L174 127V128H176L177 130H178V129H180V130H178V131H176V129L174 130V129H173V126H176V125H174V123L176 124V122L178 121V118H177V117H174V121L171 122V124H170L169 120H172L171 118H173V117H170V119L168 118L169 120H167V117H169V116L166 115L167 113H164V112H161V113L163 114L162 116H161L160 112H158L157 115H155L156 112H155V113L153 112V113H154V116H153L151 113H148L149 115H148V114H146V115L149 116V119H148V117L143 116L142 120L140 121L141 123H140V122L137 123V122H136V118H137L136 116L138 115V113L140 114V112H142V111H139L138 108H137V109H135ZM189 108H191V109H189ZM258 108H257V109H258ZM23 109H25V111H22V112L25 114V115H23V116H24L25 118H28V116H30V114H31V116H32V114L34 113V109H35V108H34V106H33L32 104H29V105H24V107L22 108V110H23ZM153 109H152V110H153ZM208 109L210 110L211 108L209 107ZM257 109H255V114H256V113H257V114H260L259 122H257V123H260V125L258 124V126H260L261 129H260L258 126H257V128H256V125H257V124H256V125H253V124H251V123H247V122H246V123L249 124V125H247V124L245 125V123H244L243 126H244V127H245V126H246V127L248 126V127H247L248 130H247L246 127H245V128L242 127V128H243L242 130H243V131H244V130H246V131H251V132L244 133V134H246L245 136H248L250 133L252 134V130H253L252 128H256V130H258V131L262 130V131L260 132L261 134H262L263 131H264V122H262V119L264 118V116L261 117V114L263 115V109H262V112H261V110H260L261 107H260L258 110H257ZM133 110H134V111L136 110V111H135L136 113H134ZM189 110H190V112H191V110H192L195 114H194L193 112H192V113H189ZM209 110H207V112H209ZM258 111H259V112H258ZM32 112H33V113H32ZM131 112H132V113H131ZM147 112H146V113H147ZM207 112H205V113H207ZM260 112H261V113H260ZM133 113H134V114H133ZM131 114H132V115H131ZM135 114H136V115H135ZM144 114H145V113H144ZM257 114H256L255 116H258ZM26 115H27V116H26ZM134 115H135V116H134ZM150 115L153 116V117H151ZM158 115H159L160 118L158 117ZM199 115H200V117H199ZM53 116L56 117V114L53 115ZM155 116H157L156 119H153V118H155ZM163 116H165L166 118L163 117ZM130 117L132 118V120L130 119ZM145 117H146V119H145ZM133 118H134L135 120H134ZM164 118H165V119H164ZM257 118H258V117H257ZM116 119H117V118H116ZM118 119H117V120H118ZM143 119H144L145 123H144ZM205 119H206V118H205ZM205 119H204V120H205ZM129 120L133 123V126H131L132 124L130 123ZM156 120H158V121H156ZM165 120H166L167 123L169 122V123H168L169 126H170V125H171V126L173 125L172 127H171V126H170V127L168 126L170 129L168 128V129L166 130V129H165L166 126H164L165 128L163 127V125H165L164 123H166ZM175 120H177V121L175 122ZM179 120H180V118H179ZM199 120H198V121H199ZM134 121H135V123H137V124H136L137 126H135ZM188 121H189V119H188ZM260 121H261V122H260ZM263 121H264V119H263ZM37 122H36V123H37ZM75 122H77V121H75ZM157 122H158V124H157ZM201 122H204V121L202 120ZM72 123H74V121H72ZM151 123H152V124H151ZM187 123H188V124H187ZM122 124H125V125H122ZM129 124H130V125H129ZM138 124H140V126H138ZM141 124H143V126H144V125H145V126L143 127ZM168 124H166V125H168ZM184 124H185V127H184ZM250 124H251V125H250ZM261 124H262L263 128H262ZM38 125H39L40 127H38ZM119 125H120V126H119ZM155 125H159L160 127H159V126H155ZM161 125H162V126H161ZM186 125H187V126H186ZM252 125H253V126H252ZM122 126H124L125 129H123ZM130 126L133 127V128H131ZM149 126H150V127H149ZM154 126L157 127V129L160 128V129H158V132L156 131V128H155ZM254 126H255V127H254ZM77 127H78V126H77ZM116 127H117V128H116ZM121 127H122V128H121ZM129 127H130V129H129L130 132H129V135H128V129L126 130V128H129ZM140 127H141L142 129H141ZM152 127H154V128H152ZM161 127H163V129H162ZM251 127H252V128H251ZM35 128H36V129H35ZM79 128H81V127L79 126ZM118 128H120V129H118ZM136 128H137V129H138V128L141 129V130L138 129V130H139V132H138L139 134H136V133H137V129H136ZM143 128H145L146 130L143 129ZM250 128H251L252 130H249ZM258 128H259V129H258ZM117 129H118V130H117ZM122 129L124 130V132L122 131ZM133 129H134V130H133ZM161 129H162V130H161ZM36 130H37V132H36ZM38 130H40V131L38 132ZM149 130H150V131H149ZM159 130H160L161 132L164 131V130L168 132V130H169L170 133H171V132L173 133V134H168V135H167V138L165 139V141L162 140V142H165V143L168 142V140H171L170 143H169V142L166 143V144H165V143H161V140H159V136H158V138H156L157 135L161 134V132L159 133ZM170 130H171V131H170ZM184 130H183V131H184ZM256 130L254 129L255 132H256ZM83 131H84V130H83ZM83 131H82V128L80 129V132H79V130H77L78 137H84L85 134H83V133H84ZM107 131H108V132H107ZM111 131H112L113 134L111 133ZM113 131H114V132H113ZM125 131H127V133H125ZM173 131H176V133L173 132ZM183 131H182V132H183ZM246 131H245V132H246ZM258 131L256 132V133H257V134H256V139L253 138V137H254L253 134H252L253 137H252L251 134H250V136H251V143H252V145L254 144V147H255L254 149H256V150L260 147V143H261L260 140L264 138V136H263V138H262V136H260L261 134H258ZM32 132H33V133H32ZM35 132H36V133H35ZM65 132H67V131H65ZM78 132H79V133H82V135H80ZM106 132H107V133H106ZM119 132H120V135H121V136H120V135H117V137L120 136L121 138H120V137H119V138L116 137V134H117V133L119 134ZM133 132L137 135V137L135 136V134H132ZM141 132H146L147 135L149 136V138H148L147 135H146L147 138L144 137V134H146V133L141 134ZM167 132H163V133L167 134ZM169 132H168V133H169ZM177 132H180V133L178 134ZM28 133H29V136L31 135L30 137L28 136ZM108 133H109L110 135H112V136H107V135H105V134H108ZM121 133H122V134H121ZM158 133H159V134H158ZM163 133H162V134H163ZM109 134H108V135H109ZM125 134H126L127 137L130 138V141H129L128 138H127L128 140L125 139V136H124ZM131 134H132V135H131ZM140 134H141V135H140ZM152 134H153V135H152ZM156 134H157V135H156ZM175 134H177V135H175ZM38 135L41 136V138H40ZM102 135H104L105 139H104V137H103ZM113 135H114L115 137H114ZM142 135H143V136H142ZM150 135H151V136H150ZM170 135H175V136H172V138H171ZM258 135H259V137H258ZM263 135H264V133H263ZM100 136H101V137H100ZM106 136L108 137V139L106 138ZM122 136H124V138H123ZM130 136H131V137H130ZM133 136H135V137L133 138ZM138 136H139V137H138ZM140 136H142V137H140ZM154 136H156V137H154ZM168 136H170V137H168ZM28 137H29V138H28ZM102 137H103V138H102ZM112 137H113V138H112ZM151 137H152V139H151ZM26 138H27V139H26ZM31 138H32L33 140H32ZM97 138L100 139V141H99V140L97 141ZM110 138H111V139H110ZM136 138H137V140H135ZM141 138H142V139H141ZM257 138H258V139L260 138V139H259L260 142H257V141H258ZM28 139H29V140H28ZM116 139H117V140H116ZM121 139H125V140H122V141H124L123 143H125L127 147L129 146L128 149H127V147H126L125 145L122 146L123 143H122ZM132 139L135 140V141H137V142H139L140 140H142L143 142H142V141H141V142H142L144 145H142V143L139 142V144H140L141 146L139 145L140 147L138 146L137 149L134 150V151H135V152H134V151L131 149L132 147H130V144H131L130 142L133 141ZM138 139H139V140H138ZM146 139H148V140H146ZM153 139H155V140H153ZM46 140H47V141H46ZM86 140H85L84 142H86ZM111 140H112L113 142H114V140H116L117 142H114V143L112 144ZM118 140H119V143H118ZM144 140H145V141H144ZM152 140H153V141H152ZM156 140H157V143H156V144H158V142H159L158 146H157L156 144H154ZM158 140H159V141H158ZM166 140H167V141H166ZM252 140H253V142H252ZM254 140H256V141H254ZM27 141H28L29 143H27ZM96 141H97L98 143H97ZM109 141H110V142H109ZM120 141H121V142H120ZM125 141H126V142H125ZM127 141H128L130 144H129ZM146 141H148L149 143L147 142V144H146ZM95 142H96V143H95ZM99 142H100V143H99ZM102 142H103V143H104V142H105V143H106V142H107V143L109 142V143H108V144L106 143V144L103 146V143H102ZM133 142H134V141H133ZM150 142H151V143H150ZM152 142H154V143H152ZM91 143H92V144H96V145H93V146H92ZM110 143H111V144H110ZM257 143H258V144H257ZM109 144H110V145H109ZM119 144H120V147H119ZM145 144H146V145H145ZM160 144H161V145H160ZM167 144H168L169 146H170L171 144H172V145H171L170 147H167V146H168ZM85 145H87L88 147H86ZM100 145H101V147H100ZM148 145H150V146H148ZM153 145H154V146H153ZM163 145H167L166 147H167L168 149H167L166 147H164ZM108 146H107V147H108ZM124 146L126 147L127 150H126L125 148H123ZM156 146H157V147H156ZM159 146H160V147H159ZM256 146H258V147L256 148ZM45 147H46V148H45ZM81 147H82V146H81ZM94 147H95V149H94ZM117 147H119V150H121L120 148L122 147V148L125 149L129 154L126 155V154H127L126 151L121 152V151H123V149L120 151V154H119V152H118L119 150H118ZM144 147H145V148H144ZM153 147H154V148L156 147L157 149H158V147H159L158 150H156V148H155L156 151L153 150L154 152H157V151H160V150L162 151V150H165L164 148H166L165 152L162 151L164 155H163L162 152L160 151V152H158V154L160 153V154H159L160 158H158V154H157V156H156V153H153V151H152V148H153ZM162 147H164V148H162ZM110 148H109V149H110ZM138 148H139V149L141 148V150H142V148H143V150L145 149L144 151L142 150L143 153L146 152V153H144V154H146V155L143 154L145 158H147V157H148V159L151 158V157H152V154H154V156H156V157L158 158L157 160L154 159V160H155L154 162L150 161V162H152V165L156 162L153 166H152L151 163L146 159V160L148 161V163H150L149 166H150L151 171L154 169V170H153L154 172H152V173L150 172L151 175L154 173L155 176L152 175V177H151V176H150V173H149V176H150L149 179H151V180H149L148 177H147V180H148V181H145V178H146V177H145L144 180L138 181L139 183H138V182H134V181H136V180H133V179L128 180L129 178H126V175H127V174H126V171H125V170H128L129 167H130L131 170L134 171V169H135L136 173H138L139 170H137V169H139V168H138L139 166L137 165V162L135 163L136 157H137V155L139 156V153H140V151L138 150ZM146 148H147V149H146ZM154 148H153V149H154ZM130 149H131V150H130ZM232 150H233V149L230 148V150H229L230 152L228 153L229 155L231 154L230 157H229V155L226 156V157H227V158H226L227 161H229V160H228L229 158L232 160L231 156H233L232 154H234V152H236V153L234 154V156H236V154L239 153V150H237V148L234 149V150H237V151H234V150H233V151H234V152H233ZM256 150H255V151H256ZM26 151H28V152H26ZM55 151H56V152H55ZM125 152H126V153H125ZM138 152H139V153H138ZM147 152H148V153H147ZM150 152H151L152 154H151ZM122 153H123V154H122ZM137 153H138V154H137ZM149 153L151 154V157L148 156ZM165 153H166V154H165ZM118 154H119V155H123V156H125V159H126V160L123 159V156H118ZM124 154H125V155H124ZM131 154H132V155H131ZM133 154H134V155L136 154V155H135L136 157H135V156L132 157L131 161L129 162L130 159H128L127 157H129V156H133ZM161 154H162L163 156H162ZM10 156H11L12 158H11ZM92 156H93V157H92ZM146 156H147V157H146ZM154 156H153L151 159L156 158V157H154ZM234 156H233V157H234ZM23 157H24V158H23ZM56 157H57V158H56ZM120 157H122V158L120 159ZM162 157H163V158H162ZM22 158H23V159H22ZM55 158H56V159H55ZM58 158H59V159H58ZM91 158H92V160H91ZM93 158H94L95 160H97V162H95V160H94ZM103 158H104V159H103ZM106 158H107V162H106ZM113 158H114V159H113ZM145 158H144V159H145ZM8 159H9V160L12 159L13 161H12V160L9 161ZM102 159H103L104 161H102ZM151 159H150V160H151ZM14 160H15V161H14ZM121 160H122V161H121ZM133 160H134V161H133ZM17 161H18V162H17ZM89 161H90L91 163H89ZM112 161H113V162H112ZM125 161H126V164H124ZM157 161H158V162H157ZM227 161H226V164H227ZM66 162H67V161H66ZM69 162H70V163H69ZM94 162H95L96 164H95ZM122 162H123V163H122ZM127 162H128V164H127ZM132 162H133V164H131ZM160 162L162 163V165H161V164H160V165L157 164V163H160ZM93 163H94V164H93ZM103 163H105V164L107 163V164H106V165H102ZM109 163H110V164H109ZM62 164H64V166H63ZM129 164L134 165V166H133V167H132L131 165L129 166ZM156 164H157L158 166H157ZM163 164H164V165H163ZM229 164H230L231 166H230ZM229 164H228V166H229L228 170L230 169L231 172H232V171H235V172H232V173H231L232 175H233V173H234L233 176H231V175L229 174L230 171H229V173H226V174H228V176L230 175V177H231V178H230V177L226 176V177L229 178V180L226 178V182H228V183H227L228 185H232V184H234V183H235V184L237 183V184L239 185V183L241 182V185H239V186H242V188H244V187L246 186V188H247V187L249 186L250 183H253V181L251 180L252 178H250V176H248V174H245V173L242 171V168H241V166H238V165H239L238 163H234V164H235V166H234V164H232V162L230 163V161H229ZM236 164H237V165H236ZM9 165H10V166H9ZM80 165H81V166H80ZM87 165H86V166H87ZM93 165H94V166H93ZM110 165L112 166V168H111ZM119 165H120V166H119ZM136 165H137L138 167H137ZM155 165H156V166H155ZM165 165H166V166H165ZM8 166H9V167H8ZM55 166H54V168H55ZM60 166H61V167H60ZM103 166H104V167H103ZM151 166H152L153 168H152ZM163 166H165V167H163ZM232 166H233L235 169H237V167H239V169H237V170H235L234 168L232 169ZM236 166H237V167H236ZM7 167H8V168H7ZM21 167L23 168V170L21 169ZM134 167H135V168H134ZM158 167H159V168H158ZM5 168H6V169H5ZM91 168H90V169H91ZM117 168H118V169H117ZM125 168H126V169H125ZM127 168H128V169H127ZM156 168H157V169H156ZM3 169H4V170H3ZM15 169H16V170H15ZM19 169H20V170H19ZM68 169H70V170H68ZM78 169H79V170H78ZM99 169H100V171H99ZM106 169H107V170H106ZM91 170H92V169H91ZM238 170L242 171L243 173L239 172ZM6 171H7V174H6ZM77 171H78V172H77ZM111 171H110V172H111ZM135 171H134V172H135ZM149 171H150V170H149ZM161 171H160L159 173H162ZM9 172L14 173V176H13L12 174L10 175ZM55 172H56V173H55ZM123 172H125L124 174H126V175H124ZM4 173H5V174H4ZM71 173H72V174H71ZM117 173H119V174H117ZM236 173H238L239 175H238V174L236 175ZM52 174H53V173H52ZM74 174H75V178H74ZM7 175L10 176L11 180H10L9 182H12V184L8 183V177H7ZM18 175H19V176H18ZM65 175H64L63 177H65ZM69 175H68V176H69ZM241 175H242V177H241ZM245 175H247V177H245ZM4 176H5V178H4ZM11 176H13V177H11ZM127 176H128V175H127ZM153 176H154V177H153ZM243 176H244V177H243ZM23 177H24V178H23ZM2 178H4V179H2ZM6 178H7V179H6ZM153 178H154V179H153ZM237 178H238V179H237ZM245 178H246V179H245ZM5 179H6V181H5ZM126 179H127V181H126ZM239 179H240V181H238ZM3 180H4V181H3ZM76 180H77V181L79 180V181L77 182ZM132 180H133V181H132ZM152 180H153V181H152ZM245 180H246V181H245ZM143 181H144L145 183H144ZM151 181H152V182H151ZM251 181H252V182H251ZM4 182L6 183V186H5ZM17 182H18V183H17ZM131 182H132V183H131ZM133 182H134L135 185H137V184H138V185H137V186L134 185V187H133ZM150 182H151V184H150ZM16 183H17V184H16ZM78 183H79V184H78ZM136 183H137V184H136ZM141 183H143V187H144L143 190L145 189L144 191L141 189V187H142V184H141ZM247 183H248V184H247ZM9 184L13 187V191L11 190L12 187H11ZM77 184H78V187H77ZM140 184H141V185H140ZM144 184H145V185H144ZM242 184H243V185L246 184V185L243 186ZM2 185H3V186H2ZM8 185H9V186H8ZM124 185H125V187H124ZM126 185H127V186H126ZM128 185H129V187H128ZM131 185H132V187H131ZM76 187H77V189H76ZM130 187H131V188H130ZM135 187H136V188L138 187V188L135 189ZM8 188H10V189H8ZM63 188H64V190H63ZM118 188H120V189H118ZM133 188H134L135 191L133 190ZM59 189H60V190H59ZM68 189H69V192H70V193L67 191ZM130 189H131V190H130ZM139 189H140V192H139ZM62 190H63V191H62ZM65 190H66L68 193H66ZM100 190H101V191H100ZM125 190H126V192H125ZM136 190H138V192H139L141 195L138 194V192H137ZM149 190H150V191H149ZM61 191H62V192H61ZM121 191H122V192H121ZM128 191L131 192V193H129ZM132 191H133V192H132ZM142 191H143V192H142ZM11 192H12L13 194H12ZM64 192H65L67 195L64 194ZM99 192H100V193H99ZM135 192H137V193H135ZM11 194H12V195H11ZM69 194H70L71 198H70ZM95 194H96L97 196H96ZM129 194H130V195H129ZM5 195H6V196H5ZM63 195H64V196H63ZM12 196H13V197H12ZM66 196H67V197H66ZM95 196L98 197V200H97V198H95ZM144 196H145V195H144ZM9 197H10V198H9ZM64 197H65V198H64ZM129 197H130V198H129ZM131 197H132V198H131ZM94 198H95V200H91V199H94ZM140 198H141V199H140ZM243 198H244V199H243ZM243 198H242L243 200L241 201V202H242V203H241V206H242V207L245 206L246 208H247V206H251L250 204H252V201H250V199L248 200V198L246 199V197H243ZM4 199H5V200H4ZM69 199H70V200H69ZM71 199H72V201H71ZM64 200H65V201H64ZM86 200H87L88 202H87ZM2 201H3V202H2ZM8 201H9V202H8ZM92 201H93V204H92V203H89V202H92ZM94 201H95V202L97 201V203L95 204ZM10 202L12 203V204H11L12 206L9 205V204H7V203H10ZM140 202H141V204H140ZM14 203H15V202H14ZM53 203H54V204H53ZM72 203H71V204H72ZM52 204H53V205H52ZM86 204H87V206H86ZM127 204H128V205H127ZM139 204H140V205H139ZM143 204H144V206H143ZM13 205H14V206H13ZM92 205H94V206H92ZM128 206H129V207H128ZM130 206H131V207H130ZM141 206H143V207H141ZM18 207H19L20 209H19ZM37 207H38V208H37ZM46 207H47V206H46ZM90 207H92V208H90ZM139 207H140V208H139ZM23 208H24V207H23ZM101 208H103V210H104V209L108 210L107 212L104 211L106 214H104V212H103V213L101 212V210H100ZM108 208H109V207H108ZM147 208H148V207H147ZM18 209H19V210H18ZM37 209H38V210H37ZM45 209H46V210H45ZM89 209H88V211H89ZM91 209H92V212H93V213H91ZM23 210L25 211V213L23 212ZM52 210H53V211H52ZM103 210H102V211H103ZM140 210H141V211H140ZM147 210H148V209H147ZM38 211H39V212H38ZM145 211H146V210H145ZM50 212L52 213L51 215H50ZM120 212H122V213H120ZM124 212H126V214H127V212H130L129 214H130L131 216L128 214L127 216H129V218H128V217L125 218V215H126V214H125ZM134 212H135V213H134ZM138 212H139V213H138ZM21 213H23V214H21ZM40 213H41V214H40ZM123 213H124V214H123ZM137 213H138V215H136ZM24 214H26V215H24ZM37 214H38V215H37ZM62 214H63L64 216H63ZM107 214H109V215H107ZM110 214H111V216H110ZM60 215H61V217H60ZM95 215H96V216H95ZM102 215H103V216H102ZM118 215H121V216H118ZM108 216L111 217V219L109 218L110 220L107 219ZM113 216H114V217H113ZM32 217H33V218H32ZM34 217H37V218H34ZM96 217H97V218H96ZM112 217H113V218H112ZM120 217H121V218H120ZM26 218H25V220H26ZM117 218H118V219H117ZM32 219H33V222H32ZM54 219H55V221H56L57 219H58L60 222L63 221L65 224L68 223L67 226H68V228H69V233H71L70 236H69V237L71 238L70 243L72 242L71 244L73 245V247H71L72 245H70V244H69L70 246H67V245L65 246V241H62L63 239H62V240H61V239H60V240L57 239V240L55 241V239H54L53 237H49V234H50V233H51L50 236L55 235V231H53V230H54V228H53V224L55 223ZM112 219H113V223H111V222H112ZM124 219H126V220H124ZM128 219L130 220L129 222H128ZM30 220H31V221H30ZM36 220H37V221H36ZM64 220H65V221H64ZM108 220H109V221H108ZM123 220H124V221H123ZM66 221H67V222H66ZM69 221H70V222H69ZM107 221H108V222H107ZM115 221H116V222H115ZM79 222H80L81 224H80ZM101 222H102V223H101ZM117 222H118V223H117ZM122 222H123V223H122ZM32 223H33V225H32ZM120 223H121V224H120ZM128 223H129V224H128ZM39 224H40V225H39ZM69 224H70V225H69ZM74 224H76V225H74ZM82 224L84 225V227H83ZM100 224H101V225H100ZM110 224H111V225H110ZM77 225H78V226H77ZM113 225H114V227H113ZM122 225H123V226H122ZM43 226H44V227H43ZM51 226H52V227H51ZM106 226H108L109 228L106 227ZM129 226H130V227H129ZM48 227H49V228H48ZM103 227H105V229H104ZM128 227L130 228V230H129ZM71 228H73V229H71ZM48 229H49V230H48ZM70 229H71L72 231H74V232H73L74 234L72 233V231H70ZM74 229H75V230H74ZM76 229H77V230H76ZM122 229H123V230H122ZM83 230H84V231H83ZM86 230H87V231H86ZM124 230H125V232H124ZM85 231H86V232H85ZM38 232H40V234H38ZM53 232H54V233H53ZM105 232H106V233H105ZM129 232H130V233H129ZM80 233H81V234H80ZM110 233H111V234H110ZM118 233H119V234H118ZM125 233H126V234H125ZM45 234H46V235H45ZM104 234H105V235H104ZM139 234H141V233H139ZM82 235H83L84 237H83ZM86 235H87V236H86ZM100 236H101V237H100ZM103 236H104V237H103ZM116 236H117V239H118V240L120 239L119 241L115 238ZM118 236H119V238H118ZM140 236H141V235H140ZM45 237H46L47 241H46ZM72 237H74V240H73ZM81 237H82V238H81ZM52 238L54 239L55 242H58V243H55V242L53 241ZM80 238H81V240H80ZM100 238H101V239H100ZM51 239H52V240H51ZM85 239L87 240L86 243H87L88 245L90 244V246H89L90 248H89L88 245L85 243ZM106 240H109V241L112 242L113 244L110 243L109 241H106ZM116 240H117V241H116ZM51 241H52V242H51ZM61 241H62V242H61ZM73 241H74V242H73ZM83 241H84V242H83ZM90 241H91V242H90ZM49 242H50V243H49ZM53 242H54V243H53ZM59 242H60V243H59ZM76 242H77V243H76ZM78 242H80V243H78ZM107 242H108V243H107ZM119 242H120L121 246H120V244L118 245ZM52 243H53V244H52ZM61 243H62V245H64V246L61 245L62 247H64V248H63L64 250L67 249V248H68V249L65 250V251L62 250V249H61L62 247L60 246ZM97 243H98V244H97ZM114 243H117V246H116V244H114ZM46 244H47V245H46ZM77 244H79V245L76 246ZM80 244H81V245H80ZM84 244H86L87 248H86V246H85ZM91 244H92V248H91ZM50 245H51V246H50ZM55 245H56V246H55ZM103 245H105V246H103ZM54 246H55V247H54ZM74 246H75V248H74ZM84 246H85V247H84ZM95 246H96V247H95ZM109 246H110V247H109ZM111 246H112V247H111ZM118 246H120V248L116 249V247H118ZM53 247H54V248H53ZM66 247H67V248H66ZM106 247H107V248H106ZM108 247H109V248H108ZM121 247H122V248H121ZM72 248H74V249H72ZM76 248H79V249H76ZM80 248H81V249H80ZM82 248H83V249H82ZM84 248H85V249H84ZM96 248H97V249H96ZM112 248H113V249H112ZM43 249H44V252H43ZM58 249H59V250H58ZM120 249H121L122 251H121ZM46 250H47V251H46ZM77 250H79V251L77 252ZM117 250H119V251H117ZM61 251H62V252L64 251V253H62V255L64 254L63 256H60V255H61ZM85 251H86V252H85ZM112 251H113L114 253H113ZM47 252H49V253H47ZM90 252H91V253H90ZM96 252H97V253H96ZM120 252H121V253H120ZM59 253H60V255H59ZM88 253H89V255H88ZM119 253H120V254H119ZM97 254H98V255H97ZM104 254H105V255H104ZM48 255H49V256H48ZM56 255H59V257H57ZM66 255H67V256H66ZM45 256H46V257H45ZM55 256H56V257H55ZM89 256L91 257V259H90ZM60 257H61V258H60ZM62 257H64V258L62 259ZM84 257H85V258H84ZM86 257H87V258H86ZM88 257H89V258H88ZM54 258H57V260L54 259ZM58 258H59V259H58ZM66 258H67V259H66ZM44 259H45V260H44ZM84 259H85V260H84ZM124 259H125V260H124ZM46 260H47V261H46ZM48 260H49V263H48ZM59 260H60V261H59ZM80 260H81V261L83 260V261L81 262ZM40 261H42V263H41ZM50 261H51V262H50ZM57 261H58V263H57ZM68 261H69V262H68ZM87 261H88V262L90 261V262L87 263ZM79 262H80V263H79ZM113 262H114V263H113ZM145 262H146V261H145ZM147 264H149V263H147Z\"/></svg>",
    "mask_w": 264,
    "mask_h": 264
}]
</instances>
